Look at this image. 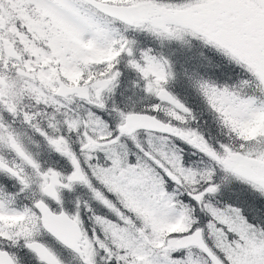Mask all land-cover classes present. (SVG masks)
<instances>
[{"label": "snow or ice", "instance_id": "obj_1", "mask_svg": "<svg viewBox=\"0 0 264 264\" xmlns=\"http://www.w3.org/2000/svg\"><path fill=\"white\" fill-rule=\"evenodd\" d=\"M0 264H264V0H0Z\"/></svg>", "mask_w": 264, "mask_h": 264}]
</instances>
